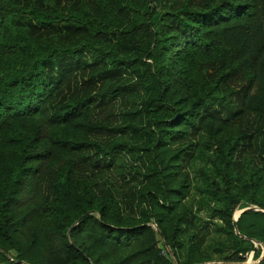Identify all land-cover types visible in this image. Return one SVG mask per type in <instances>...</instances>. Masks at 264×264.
<instances>
[{
    "label": "trees",
    "instance_id": "trees-1",
    "mask_svg": "<svg viewBox=\"0 0 264 264\" xmlns=\"http://www.w3.org/2000/svg\"><path fill=\"white\" fill-rule=\"evenodd\" d=\"M256 124L264 0H0V262L202 264L186 205L201 147L225 261L244 262L264 246V210L233 226L264 209Z\"/></svg>",
    "mask_w": 264,
    "mask_h": 264
},
{
    "label": "rangeland",
    "instance_id": "rangeland-1",
    "mask_svg": "<svg viewBox=\"0 0 264 264\" xmlns=\"http://www.w3.org/2000/svg\"><path fill=\"white\" fill-rule=\"evenodd\" d=\"M73 76H78L79 85L85 86L86 83L90 81L88 76L82 78L79 73ZM133 106L132 99L124 100H112L109 109L105 111L104 117L108 114H112L113 121L108 123V126L115 127L119 126L122 120V112L130 110ZM263 129L259 124L254 125V130ZM105 137L111 136L113 134L112 129L105 130ZM193 154L194 159L189 162V171L192 177V189L190 196L186 199V205L192 212L191 224L189 226V232L194 234L193 240H198L201 242L200 252L206 261L202 264H257L264 256V246L261 243L252 242V248L248 249L243 253L245 258L244 262H227L225 258L234 252V248L229 247L226 242V235L221 229L222 224L220 220L213 216L212 207L216 204L212 195H209L204 191L203 187L205 185V174L210 172V153L203 147L199 148L198 151ZM259 150L254 147L249 149L245 147L244 152L239 156L238 163L240 168L248 170L249 168H258L262 163H259ZM242 210H264L255 205H241L235 212V218L238 216L239 212ZM194 225V227H192ZM238 232V230H237ZM190 236L188 235V238ZM249 244H244L243 247H247ZM15 251H11V255H15ZM0 264H6L5 262H0Z\"/></svg>",
    "mask_w": 264,
    "mask_h": 264
},
{
    "label": "water",
    "instance_id": "water-1",
    "mask_svg": "<svg viewBox=\"0 0 264 264\" xmlns=\"http://www.w3.org/2000/svg\"><path fill=\"white\" fill-rule=\"evenodd\" d=\"M244 211H246V210H242V211H240L239 214H238V216H237V217L234 219V221H233V226H234V229H235V232H236V233H237L236 222H237L238 218L240 217L241 213L244 212Z\"/></svg>",
    "mask_w": 264,
    "mask_h": 264
}]
</instances>
